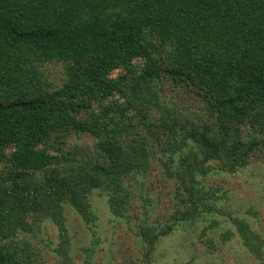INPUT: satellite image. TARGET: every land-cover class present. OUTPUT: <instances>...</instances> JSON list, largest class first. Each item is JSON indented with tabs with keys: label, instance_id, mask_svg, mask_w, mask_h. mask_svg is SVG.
Returning <instances> with one entry per match:
<instances>
[{
	"label": "trees",
	"instance_id": "obj_1",
	"mask_svg": "<svg viewBox=\"0 0 264 264\" xmlns=\"http://www.w3.org/2000/svg\"><path fill=\"white\" fill-rule=\"evenodd\" d=\"M79 133L95 145L71 143ZM158 156L183 205L153 228L145 182ZM262 158L264 0H0V264H43L45 221L59 264H75L70 211L92 231L91 255L94 189L142 245L131 264H151L179 223L220 213L205 177ZM231 218L262 256L260 235Z\"/></svg>",
	"mask_w": 264,
	"mask_h": 264
},
{
	"label": "rangeland",
	"instance_id": "obj_2",
	"mask_svg": "<svg viewBox=\"0 0 264 264\" xmlns=\"http://www.w3.org/2000/svg\"><path fill=\"white\" fill-rule=\"evenodd\" d=\"M166 87L168 92L176 94L172 90L173 84L167 83ZM181 95L193 100L191 102L196 111L202 109L209 114L205 101L187 97L185 93ZM70 142L91 147L95 145L96 139L87 133H79L70 137ZM162 161L163 158L159 156L152 159V172L146 176L145 182V192L150 191V197L145 202L150 208L154 207L147 225L153 228L156 227V222L163 225L176 216L177 210L183 205L179 204L174 194L175 181L165 178ZM130 178L134 180L133 176ZM203 180L212 192L218 193V196L223 194L218 203L220 213L193 223H179L170 234L159 240L152 254L151 264H264V246L262 256L254 255L243 244L238 226L231 218V215L243 217L252 230L260 235L264 245V158L254 159L251 165L237 172L216 173ZM90 199L97 216L96 237L99 238L91 255L82 247L89 245L94 239L92 231L78 214L70 211L67 217L73 236V243L69 241V244L73 247L75 264H131L138 258L143 260V256H140L142 245H136L135 234L127 222L113 216L106 197L94 189ZM148 199H151L152 206ZM145 202L136 199L131 208L132 215L138 217V220L143 216L141 206ZM45 223L43 233L50 235L52 239L46 243L38 242L43 253L42 262L59 264L55 253V247L60 243L59 229L49 221ZM135 223L137 222L132 225Z\"/></svg>",
	"mask_w": 264,
	"mask_h": 264
}]
</instances>
